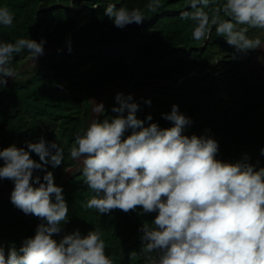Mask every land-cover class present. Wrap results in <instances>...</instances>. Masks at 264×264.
Instances as JSON below:
<instances>
[{
    "label": "trees",
    "instance_id": "16d2710c",
    "mask_svg": "<svg viewBox=\"0 0 264 264\" xmlns=\"http://www.w3.org/2000/svg\"><path fill=\"white\" fill-rule=\"evenodd\" d=\"M110 3L117 8L139 9L146 19L139 25L117 28L104 15ZM148 3L0 0V8L6 7L14 17L11 26L0 25V43H15L21 38L59 40L32 66L24 67L30 57L27 50L14 54L10 67L18 76L9 78L6 86L0 85V149L11 144L26 147L27 142L41 136L59 145L63 162L58 167L49 164L47 170L63 188L69 219L54 238L60 240L77 229L82 236L97 230L113 264H146L140 253L143 233L139 229L144 224L153 227L157 213L141 214L140 207L127 213L113 209L107 214L87 209V201L95 194L83 182V165L69 172L78 162L70 150L76 136L92 122V97L104 85H129L133 101L139 105L138 118L151 114L162 128L172 126L162 114L178 105L191 121L184 134L214 138L219 159L236 162L247 154L257 169L264 167V78H251L246 71L256 50L236 53L216 35L214 27L210 38L195 41V22L181 16V12L191 11L189 0H161L163 6L157 12L148 11ZM224 3L226 0H213L204 10L210 12ZM247 35L264 40L262 29H249ZM117 93L130 94L109 93L104 109L94 119L117 115L112 111L119 103ZM148 100L150 105L145 103ZM32 157L39 160L35 153ZM35 174L43 177L44 173ZM11 183L0 179V184ZM42 222L17 208L10 197L0 195V245L6 255L11 246L19 248L26 238L33 237Z\"/></svg>",
    "mask_w": 264,
    "mask_h": 264
},
{
    "label": "clouds",
    "instance_id": "9594fccd",
    "mask_svg": "<svg viewBox=\"0 0 264 264\" xmlns=\"http://www.w3.org/2000/svg\"><path fill=\"white\" fill-rule=\"evenodd\" d=\"M212 2L189 0L191 11L181 12L182 18L195 22V41L210 38L214 27L236 53L264 49L259 37L247 35L249 29L264 30V0H226L206 12ZM162 6L161 0H149L146 8L157 12ZM104 15L120 29L146 19L139 9L111 3ZM13 19L6 7L0 8V25L11 26ZM46 43L24 38L0 43V85L18 76L10 67L14 54L27 50L38 60ZM68 45L71 51L70 38ZM115 99L119 103L112 111L117 115L92 120L70 150L73 159L83 157V182L95 194L86 208L102 214L138 207L141 214L157 213L153 227L144 224L139 229L146 264H264V167L257 169L247 154L236 162L219 159L214 138L184 134L191 121L178 105L162 114L172 125L162 128L151 114L138 118L139 105L131 94L117 93ZM102 109L101 103L94 111ZM0 160V179L14 184L11 202L43 221L33 237L19 248L11 246L7 255L0 245V264H113L97 230L82 236L77 229L54 238L69 219L63 188L47 170L49 164L58 167L63 162V150L55 141L41 136L26 147L11 144L0 149ZM38 172L43 177L34 175Z\"/></svg>",
    "mask_w": 264,
    "mask_h": 264
},
{
    "label": "rangeland",
    "instance_id": "374dc122",
    "mask_svg": "<svg viewBox=\"0 0 264 264\" xmlns=\"http://www.w3.org/2000/svg\"><path fill=\"white\" fill-rule=\"evenodd\" d=\"M264 32V30H263ZM264 42V40L262 41ZM59 43L58 39H54L52 41L47 42L44 45L45 52L52 50L57 44ZM40 58V57H39ZM38 58V59H39ZM37 60L31 58V56L28 58V60L25 62L24 67L26 66H32L35 64ZM246 71L248 72V75L251 78L254 79H263L264 78V49H256L252 60L249 62ZM115 91H126L130 94H134V91L130 88L129 85H127L124 82L116 83V84H106L102 88L96 91V93L92 97V115H91V121L94 119V117L98 114V112L94 111L99 104H103L106 97L109 93L115 92ZM83 157L78 159L77 165L75 167L70 168L69 172L76 169L77 167H80L83 165L82 163ZM14 187V184H0V195L10 197L11 191Z\"/></svg>",
    "mask_w": 264,
    "mask_h": 264
}]
</instances>
